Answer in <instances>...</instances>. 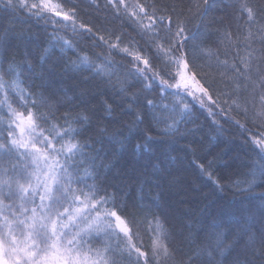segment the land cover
Wrapping results in <instances>:
<instances>
[{"label":"snow or ice","instance_id":"snow-or-ice-1","mask_svg":"<svg viewBox=\"0 0 264 264\" xmlns=\"http://www.w3.org/2000/svg\"><path fill=\"white\" fill-rule=\"evenodd\" d=\"M0 264H264V0H0Z\"/></svg>","mask_w":264,"mask_h":264},{"label":"trees","instance_id":"trees-1","mask_svg":"<svg viewBox=\"0 0 264 264\" xmlns=\"http://www.w3.org/2000/svg\"><path fill=\"white\" fill-rule=\"evenodd\" d=\"M233 135H235V133H233ZM221 147H224V145H221ZM230 147H232L235 152H239L241 159H247V155L246 154H250V149L248 148V146L244 145L242 143V140L239 138V136H236V143L233 145H230ZM234 152V154H235ZM232 171H235V169H233ZM224 175H227V173H224ZM195 178V177H192ZM199 182V181H198ZM220 195V194H218ZM226 199H231V194L225 192L224 194H222Z\"/></svg>","mask_w":264,"mask_h":264}]
</instances>
